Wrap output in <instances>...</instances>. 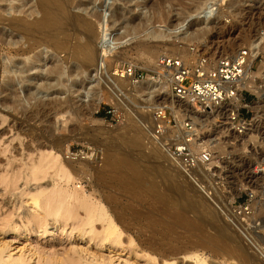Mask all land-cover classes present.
I'll return each mask as SVG.
<instances>
[{"label": "rangeland", "instance_id": "obj_1", "mask_svg": "<svg viewBox=\"0 0 264 264\" xmlns=\"http://www.w3.org/2000/svg\"><path fill=\"white\" fill-rule=\"evenodd\" d=\"M29 1L25 0V3ZM75 1L76 4L84 3L85 6L76 11L94 24L92 34L95 33V37L92 40L95 46H98L96 39L101 30V17H104L103 23H107L111 40H116H110L115 47L111 45L114 56L107 61V72L103 71L107 76L123 65H134L139 71L151 75L156 70L157 59L161 54L190 57L188 50L192 45L200 47L211 57H220L248 49L251 43L260 40L257 58L251 66L252 94L245 95L244 100V104L256 112V128L248 135L237 136L225 127L211 128L210 124L214 122L211 116L197 119L200 125V139L196 144L199 165L193 173L181 171V177L172 171V166L176 165L167 159V152L160 149L151 137L150 127L154 123L153 112L156 107L161 104H180L171 102L167 88L147 99L144 94L137 95L130 86L131 79H122L118 73L120 81L106 78L111 83L110 89L104 85L102 102L97 109H93L89 104L78 101L77 91L64 86L68 76L82 82L88 71L77 58L75 48H64L57 53L49 38L35 44L27 57H30V62H34L36 55L45 51V67L49 70L56 63L61 75L55 81L47 82L37 101L31 97L28 102L14 108V94L9 85L15 74L8 71V65L12 67L13 63L25 62L26 56L12 50L27 46L22 45L18 37L13 43L9 28V18L13 13L8 11L11 0H2L0 179L6 180V177L10 178L15 173L21 175L17 185L9 187L10 191L1 179L0 214H12L13 211V214L18 215L14 214L16 220L19 219V213L21 219L28 216L32 218L25 194L36 192L35 188L41 189L40 186L52 188L57 183L62 189L76 190L92 199H101L105 205L124 214L125 222L120 223V228H131V231L127 229V233L130 232L129 235L136 240L140 249L146 246L157 250L171 243L178 249L181 247L187 254H198L207 264H264V0L219 2V8H216L218 5L214 6V9H218L215 11L217 20L204 34L198 33L201 26L200 20H196V10L202 0ZM15 4L20 5V1ZM190 13L193 16L196 14L188 26L195 38L186 42L173 31L179 26V20L182 22ZM160 30H167L165 37H150L152 31ZM73 31L82 30L74 28ZM77 41L84 42V35L72 39V45ZM230 41L234 42V46L225 47ZM157 45V53L148 59V52ZM17 76L23 75L18 73ZM148 79L156 82L151 77ZM31 89L21 86L19 95L25 98ZM134 138L138 140L137 146L132 143ZM48 151L60 156L59 161L67 166L69 181L59 176L56 165L46 166V163L42 164L41 170L35 169L32 175L33 165L39 163L42 154ZM106 154L118 159L124 156L133 158L136 170L143 173L145 186L139 189L130 184L124 185V179L114 171L100 174L106 170ZM176 184L188 190L191 197L179 196ZM154 191H157L155 193L159 194L160 199L152 198ZM192 200L203 201L205 206H192ZM131 210L141 211V215ZM204 212H210V215ZM181 213L185 214L186 222L183 220L173 224L175 216ZM188 220L194 224H187ZM35 223L30 224L29 228L35 229L38 226ZM170 224L174 225L172 230L165 231ZM199 226L202 232L196 229ZM206 235L218 238V244L225 246L226 250L219 253L214 251ZM151 236L155 241L150 246L145 241ZM60 244L65 246L64 243ZM61 245L57 244L58 254H64ZM137 262L144 263L142 260Z\"/></svg>", "mask_w": 264, "mask_h": 264}, {"label": "bare ground", "instance_id": "obj_2", "mask_svg": "<svg viewBox=\"0 0 264 264\" xmlns=\"http://www.w3.org/2000/svg\"><path fill=\"white\" fill-rule=\"evenodd\" d=\"M18 1H20V5L15 4ZM219 2L223 3V0H202V2H199V8L196 10L197 17L195 16L196 14L193 16L192 13H190L191 15L189 14L185 17L182 22L179 20V26L174 29L175 31H173V33L180 34L179 37L183 41H192V39L195 38V35L188 30V26L196 17V20H200L199 24L201 26L198 33L204 34L206 29L217 20L215 11L218 9H214V6L218 5L216 8H219V6H221ZM76 3L75 0H30L26 3L25 0H11V5L8 7V11L13 13L9 18L10 35L13 37V43L18 37L21 39L23 43L22 45L27 46L26 48L18 47L19 49L12 50V52L16 54L18 53L22 56H26V59L24 60L25 62L20 64L13 63L12 67L8 65V68L10 67V69L7 68L10 73L16 75H14L12 78L13 80L9 85L11 93L13 92L12 94H14L12 101L14 108L22 105L23 102H28V99L31 97L37 101L38 95L45 90L47 82L55 81L57 76L61 75L58 64L53 63L49 70L45 67V51L36 55L37 57H35L36 59L34 62H30V57H27L34 45L38 44L40 40L44 38L51 39V46H53L54 50L56 49L55 52L64 48H75L74 51L76 52L75 54L77 58H80L83 68L88 70L85 73L86 75L84 74L85 77L83 76L85 80L80 79L82 82H79L75 77L68 76L67 84L64 85L65 87H70V89L77 91L78 101L87 105L89 104L93 109H97L102 102V89H104L105 86L110 89L109 86H111V83L107 82L106 78H111L114 81L119 80L117 76L115 77L116 74L113 72L110 75L108 74L109 76L106 74V76L104 75V72L106 71L105 69L108 68V59L111 57L113 58L114 56V48L111 46L113 44L110 43L111 36L106 26L107 23L105 22V24L102 21L104 17L100 18L102 22L100 24L101 30L96 39L98 46H95L92 40L93 37H95V33L92 34L95 29L94 24L88 21L81 13L76 11H79L85 6L84 3ZM114 21H116V19H114ZM74 28H79L82 31L74 32ZM166 34L167 30L152 31L150 37L163 38ZM80 35H84L85 41H77L73 46L72 39H76L77 36L80 37ZM122 37L123 36L120 38ZM31 39H34V41H30ZM111 41L116 40L112 39ZM234 42L230 41L225 47H233ZM259 42L260 40H256L249 45L250 48L248 49L251 50L248 64L249 68H251L257 58L260 45ZM113 46L115 47V45ZM152 48L154 49L148 52V59L157 53L158 45ZM18 73H21L23 76H17ZM72 73H77V71ZM133 82L134 81L132 80L130 86H132L133 90L137 92V95L144 94L147 99L152 98L158 91L167 88L165 84L157 82V80L156 82L151 79L138 83ZM21 86L28 89L32 88V91L25 94L24 97L26 99L22 98L20 96L21 94L19 95V89ZM169 99L172 103L177 102L171 97V95H169ZM185 107L189 110L191 117L194 120L207 116L197 113L190 105H185ZM212 116L217 117L216 114H213ZM254 128L256 127L254 126L252 131H254ZM137 142V138L132 140L133 145L137 146ZM106 156V170L100 174L111 173L114 171L118 176L120 175V177L124 179V185L130 184L139 189L145 186L146 180L143 179V173L136 170V163L133 158L130 156H124L123 158L118 159L110 157L111 155L108 156L106 154ZM59 158V155H55L49 151L48 153L42 154L39 160L40 162L34 164L32 167V175L34 174L35 169L41 170L42 164L46 163V166L56 165L59 176L66 177L69 181L70 176L68 175L67 166L60 162ZM167 159L171 160L170 157ZM172 162L173 161L171 160V163ZM175 167L172 166V171L182 177L183 175L181 171ZM122 168L124 170H121ZM101 171L99 170V172ZM19 174L20 173L12 174L13 176H10V178L6 177V180L1 177V179L6 182L5 184H7L8 187L6 186V188H8V190L9 187H13L20 179L21 174ZM1 179L0 181H2ZM25 179L27 182V178ZM48 184L50 186V183ZM175 186L176 188H174L178 190L179 196L189 195V193H187L188 190H185L181 185L176 184ZM40 188L41 189H39V187L38 189L35 188L36 192L34 193L25 194L28 196V201H26L27 204H29V211L27 210L28 208L26 210L32 213V218H28V216V219L25 217L26 220L21 219V213H19V219L21 220H16V217L14 218V216L17 214L14 213V215L13 211L11 214L9 210L8 212L10 213L8 214H6L7 212L5 214H0V264H207L205 259L198 254H187L181 249V247L178 249L174 247V245H171V243H168L167 247H158L159 249L157 250H153L150 247L147 248L145 244V248L149 251H144L145 248H143L144 250L142 248L140 249L136 244V240L129 235L130 232L127 233L129 226L128 228L125 227V229L120 228V223L125 222V215L118 213V211L116 212L108 205H105L101 199H92L88 195H83L76 190L70 191L69 189H62L57 183L54 184L52 188H44L41 186ZM155 192L157 191L153 192L152 198L160 199L159 194L157 195ZM202 202L192 200L190 204L202 208L203 205L205 206L204 202ZM124 211L126 212V209ZM140 212L136 211L135 213L140 216ZM206 213L207 212H204V214ZM186 219L185 214L181 213L180 215L175 216V223L173 224L176 225L183 220L186 222ZM35 222L38 226L35 229H30V224ZM187 224L191 225L194 224V222L188 220ZM173 226L174 225L170 224L165 228V231L170 232ZM130 229H128V231H131ZM196 229L201 231L202 227L199 226ZM221 230L220 232L223 234V231ZM206 237H208V241L207 239L206 241L215 248V250L213 249L214 251L217 250L219 253L226 250L225 246H220L218 244V238L207 235ZM43 240L46 241L42 242ZM154 241V238L151 236L145 242L151 246L154 245ZM202 241L204 242L205 240ZM60 243H64L65 246ZM57 244L62 246L60 249L64 250V254H58L59 250ZM137 260H142L144 263H138Z\"/></svg>", "mask_w": 264, "mask_h": 264}, {"label": "built area", "instance_id": "obj_3", "mask_svg": "<svg viewBox=\"0 0 264 264\" xmlns=\"http://www.w3.org/2000/svg\"><path fill=\"white\" fill-rule=\"evenodd\" d=\"M189 53L190 57L161 54L151 75L134 65H123L114 71L117 77L120 74V78H130L136 83L151 77L165 84L171 97L181 103L158 105L150 128L154 143L166 150L176 167L186 174L195 172L199 165L196 144L200 139V125L185 105L199 114L211 115L204 117L214 118L211 128L225 127L237 136L247 135L257 122L256 112L244 104L245 95L252 94L250 50L245 48L211 57L192 45Z\"/></svg>", "mask_w": 264, "mask_h": 264}]
</instances>
